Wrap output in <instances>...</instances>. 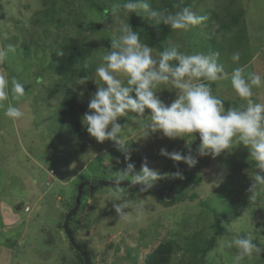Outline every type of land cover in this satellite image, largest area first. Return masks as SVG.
<instances>
[{"label":"rangeland","instance_id":"1","mask_svg":"<svg viewBox=\"0 0 264 264\" xmlns=\"http://www.w3.org/2000/svg\"><path fill=\"white\" fill-rule=\"evenodd\" d=\"M45 1L52 0H0V264L71 261L75 254L58 223L65 220L76 183L152 179L163 187L184 155L185 136L194 140L196 130H206L213 116L223 114L219 98L233 103L229 111L264 115V0H236L246 10V37L223 43L220 53L209 45L204 55L185 52L190 29L179 31L170 47L184 51L178 57L184 61L181 75L159 51L131 42L125 27L129 11L108 17L76 0L61 15V22L69 17L68 25L54 24L45 35ZM98 1L115 11L122 0ZM75 7L80 11L70 17ZM72 19L95 48V70L70 86L80 91L85 127L94 128L90 135L61 121L63 93L52 99L48 94L58 81L48 68L51 53L79 28L70 25ZM32 42L27 56L23 43ZM194 54L198 65L191 63ZM193 73L215 81L216 90ZM260 161L264 119L230 117L177 174V193L197 198L165 206L156 190L98 185L89 188L73 216L74 237L94 264H136V257L145 264V254L172 233L182 242L204 229L208 238L216 234L218 219L230 218L231 231L219 234L206 264H264V247L254 244H264ZM249 184L256 192L246 205ZM49 236L53 243L46 241ZM189 255L176 252L173 264H185Z\"/></svg>","mask_w":264,"mask_h":264},{"label":"trees","instance_id":"2","mask_svg":"<svg viewBox=\"0 0 264 264\" xmlns=\"http://www.w3.org/2000/svg\"><path fill=\"white\" fill-rule=\"evenodd\" d=\"M80 1L88 8L96 9L108 17H117L124 11H129V16L126 20L125 27L131 42L136 47L147 46L148 48L159 51L166 58V64L170 66L172 71L179 75L185 72L184 61H179L178 59L179 55H181L184 51L180 48H176V50H174L176 52H173L172 47H170V41L176 38V35L179 31L183 32L184 35V31L190 29V32L187 33L186 36L192 40L188 44L186 49L187 51L185 52H194L195 50L201 52V55L209 53L208 45L212 48L211 52L220 53L222 48H225L223 47V43L228 42L229 45L230 43L234 44L237 40L244 41L246 37L247 25L244 22L246 10L243 9L242 5H239L236 0H224L225 2H220V4L218 2L219 0H122L115 11L107 8L98 0ZM75 2L76 0H63V2H60V0H52L50 3L45 1V5H47V8L44 10L45 19L41 21V24L44 26V31H46L45 35H47L54 24L60 27L66 24L68 25L69 17L65 18L64 21L61 22V15L62 13L67 12L68 5H74ZM213 3L219 4L218 9L213 8ZM84 5L82 7H84ZM77 8L78 7L74 8V13H68L70 17H77V12L79 13L80 11V8ZM203 11V15H200V13ZM217 20H219L221 23L219 26H216L215 21ZM70 22V25H78L79 28L75 30V34H67L65 40L62 41V43H59L51 53V61L48 68L51 72L58 76V81L49 88L48 94L49 98L52 99L55 98L60 92L63 93V101L61 104V121L64 124L72 127L77 133H80L85 129L90 135L93 134L92 131L94 128L92 126L85 127V105L81 101L80 91L77 89L71 90L70 86L75 83L79 76L89 78L91 73L95 70L96 66L92 60L95 55V48L92 47V45L87 40L84 30L80 28L81 24H74L73 19ZM33 44L34 42H32L30 45L23 43V47L26 50L27 56H30L32 53ZM196 57L197 56L194 54L193 58H191V63L198 65V63H195ZM201 60L204 64L206 62L205 56L202 57ZM195 76L204 86H208L213 91L216 90L217 84L215 81L207 80L206 78L198 76L197 74ZM218 101L220 102V106H222L221 112L223 113L229 111L231 104H233L230 101L224 100L222 98H219ZM219 116L220 115H216L212 117L211 125ZM240 116L245 117L244 115ZM210 127L211 126H209L204 131L196 130L194 133L196 134L194 140L190 141V139L193 137L189 138V135L185 136V140L181 144L183 145L182 148L184 149V155L174 166L171 176L164 178L165 184L163 187H160L152 179L149 181L150 184L155 185L162 190L169 188L171 186V180L175 175L174 171L177 168V165L180 164V162L185 158V154L189 151L191 145L197 141ZM197 150L198 148L191 154L189 158H187L185 165L178 172V174H181L185 170L186 165H188L190 159L196 154ZM263 162L264 161H260V164ZM93 180L94 179L91 180V185H85L82 201L89 188H95L99 185V180ZM177 180L178 176L176 175V198L173 201H168L166 198L160 196L163 205L170 206L171 204H177L188 198L194 200L198 197L197 194L189 195L182 191V193H177ZM82 183L84 182L79 181L76 183L75 196L73 199H71V201H67V212L63 214L64 219H66L67 213L72 211V209L75 207L80 185ZM133 188L141 190V193L151 190L138 187ZM255 192V188L250 184L244 190V200L246 205H249V199H253ZM141 193L135 195V198L138 199L142 197ZM259 199H261V197H259ZM81 207L82 203L80 208ZM72 219L73 216L70 218L71 229H73L71 225ZM64 221L59 222L58 226L60 229L64 230L68 244L74 252L75 257L71 261L66 263L63 262L62 264H86L85 258L74 247L70 238L65 232ZM229 221L230 218L225 223L218 219L216 226L213 228L216 234L207 233L208 238H205V234L203 233V231H205L204 229L197 231L191 236L184 237L182 242L179 238V234L176 237L172 233L169 238H163L156 247L152 248L150 252L145 254L143 261L145 264H173L174 254L183 250L187 253H190L189 258L186 261L182 260L183 263L206 264L208 263L207 256L218 242V238L220 236L219 234L225 235L231 231L228 227ZM73 230L72 232L74 234ZM243 238L246 240L247 236H243ZM46 241L53 243L54 237L49 236ZM254 244L259 247H264V244L259 241H254ZM82 248L85 249L84 246H82ZM89 256L92 260L90 253ZM135 263H140L138 257H136ZM92 264H94L93 261Z\"/></svg>","mask_w":264,"mask_h":264},{"label":"water","instance_id":"3","mask_svg":"<svg viewBox=\"0 0 264 264\" xmlns=\"http://www.w3.org/2000/svg\"><path fill=\"white\" fill-rule=\"evenodd\" d=\"M240 115H244L247 118L264 119L263 114H260L258 112L251 111V110H242L241 109V110H237V111H226L223 114H221L213 122L212 126L197 141H195L193 143L190 150L185 155V158L181 161L180 165L175 169V171H174L175 175H174L173 179L171 180V187L169 188V191L168 190H162L159 187L152 185V184H141V183L128 182V181H124V180H115V181H113V180H111V181L101 180V181H99V185L100 186H103V185L131 186V187H138V188H143V189L156 190L162 195V197L166 198V200L173 201L176 198V195H175V176L183 168V166L185 165V163L187 161V158H189L191 156V154L197 148H199L200 145H202L206 140H208V138L211 136V134H213L223 124V122L226 119H228L230 117L240 116ZM87 184L91 185V182H84L80 185L76 205L72 209V211H70L67 214V217H66L65 222H64V229H65V232L67 233L68 237L70 238L72 244L74 245V247L85 258L86 264H92V260L89 256L88 251L86 249H83L82 246L76 241L74 234L72 232L71 226H70V218L72 216H74L75 214H77V212L79 211V208H80L81 203H82L83 190H84L85 185H87Z\"/></svg>","mask_w":264,"mask_h":264},{"label":"flooded vegetation","instance_id":"4","mask_svg":"<svg viewBox=\"0 0 264 264\" xmlns=\"http://www.w3.org/2000/svg\"><path fill=\"white\" fill-rule=\"evenodd\" d=\"M168 190V189H167Z\"/></svg>","mask_w":264,"mask_h":264}]
</instances>
